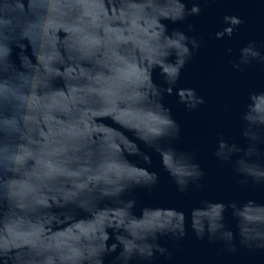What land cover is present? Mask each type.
Instances as JSON below:
<instances>
[{
    "label": "clouds",
    "instance_id": "clouds-1",
    "mask_svg": "<svg viewBox=\"0 0 264 264\" xmlns=\"http://www.w3.org/2000/svg\"><path fill=\"white\" fill-rule=\"evenodd\" d=\"M108 2L114 5L111 15L105 0H0V264H6L2 257L12 249L18 250L13 264H105V257L112 253L116 255L110 264H152L157 253L171 255L159 243L162 237L186 235L183 229L177 230L179 226L156 234L152 226L127 218L114 224L106 213L93 212L101 201L133 207L134 186L140 180L116 165L80 166V158L69 152L77 151L78 136L93 131L79 128L83 110L78 105L98 104L93 115H111L126 124L123 118L141 105H164V95L180 82L182 69L202 41L187 35L195 30L191 23L186 31L169 32L162 21L175 23L200 15L208 0ZM225 15L236 18L234 31L244 24L237 15ZM215 37L224 35L216 31ZM14 49L18 50L16 60L12 59ZM243 50L246 55L232 64L234 71H244L252 61L264 64V50L256 41L249 40ZM161 61L172 67L161 72ZM68 62L79 68L73 79L83 83L70 87L65 95L54 84L76 71L60 70ZM82 63L91 67L84 68ZM157 69L163 84L153 80ZM189 89L191 99L179 103L191 111L203 105L205 98L195 88ZM223 110H230V105L225 103ZM41 116L60 126L52 132L50 125V133L58 137L54 142L42 132L44 138H36ZM168 126L179 133L178 122ZM164 134L163 129L156 133ZM142 140L145 145L151 143L147 137ZM80 213H92L93 219H76ZM60 217L72 223L57 232L46 228ZM109 230L111 238L106 235ZM226 235L228 251L235 252L231 233ZM196 236L205 237L203 233ZM255 247H264V239Z\"/></svg>",
    "mask_w": 264,
    "mask_h": 264
},
{
    "label": "water",
    "instance_id": "water-1",
    "mask_svg": "<svg viewBox=\"0 0 264 264\" xmlns=\"http://www.w3.org/2000/svg\"><path fill=\"white\" fill-rule=\"evenodd\" d=\"M191 6L186 3L187 8ZM113 7L105 0L109 15ZM225 14L241 17L244 24L234 31L236 18ZM162 22L169 32L186 31L191 23L195 30L187 35L202 41L182 69L180 82L164 95L163 106L141 105L123 118L126 124L111 115H93L100 108L98 104L78 105L83 110L79 128L93 131L78 136L77 151L69 155L78 156L80 166L116 165L140 180L134 186L133 207L101 201L93 206V212L106 213L114 224L127 218L152 226L156 234L177 226V230L183 229L186 235L182 239H160L171 255L157 253L152 264H264V247H255L264 239V64L252 61L244 71L232 69L239 56L246 55L243 48L249 40L264 50V0H208L200 15ZM216 31L224 37L216 39ZM228 33L233 35L228 37ZM60 36L63 38L64 33ZM17 51L13 50L14 60ZM32 62L37 63L35 57ZM160 64L161 72L172 67L164 61ZM81 66L91 67L87 63ZM71 68H76L72 62L60 66L62 72ZM78 73L76 68L71 76L57 78L54 87L68 95L70 87L83 83L73 79ZM153 80L163 84L159 69L154 70ZM189 88L205 98L203 105L191 111L179 103L191 99ZM225 103L230 110H223ZM171 121L179 123V133L168 126ZM50 125L52 132L60 127L55 120L45 122L41 116L36 138L42 140V132L53 142L57 140L50 133ZM161 129L165 134L156 135ZM142 137L151 143L145 145ZM80 214L76 219H93L92 213ZM71 223L60 217L46 228L57 232ZM199 233L204 239L197 238ZM227 233H231L235 252L228 251ZM112 234L111 230L106 233L110 238ZM16 251L12 249L2 257L6 264H13ZM115 255L105 257V264Z\"/></svg>",
    "mask_w": 264,
    "mask_h": 264
}]
</instances>
